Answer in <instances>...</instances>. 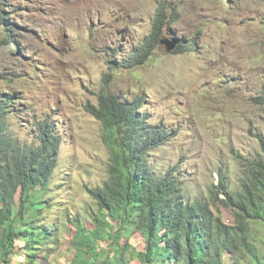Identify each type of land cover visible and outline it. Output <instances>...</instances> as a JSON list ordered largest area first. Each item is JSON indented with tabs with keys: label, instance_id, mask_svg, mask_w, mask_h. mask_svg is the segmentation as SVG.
Masks as SVG:
<instances>
[{
	"label": "rangeland",
	"instance_id": "374dc122",
	"mask_svg": "<svg viewBox=\"0 0 264 264\" xmlns=\"http://www.w3.org/2000/svg\"><path fill=\"white\" fill-rule=\"evenodd\" d=\"M1 3L13 33L10 42L0 32V93L20 98L9 116L13 134L28 141L30 129L47 120L61 141L42 221L57 230L37 257L15 250L9 264H80L76 234L94 229L91 215L98 210L90 190L110 178L104 125L90 109L99 107L103 92L143 102L138 111L148 122L175 134L148 163L160 172L179 167L187 199L207 203L239 231V210L222 203L218 187L222 174L231 191H242L257 177L256 163H264V0ZM159 12L165 14L159 45L146 63L127 68ZM191 41H197L193 49ZM179 44L185 48L177 53ZM246 224L264 264V224ZM121 243L134 248L128 264H143L135 251L144 248L140 234ZM110 244L99 242L101 260L111 256ZM224 259L232 261L228 254ZM239 264L254 263L247 256Z\"/></svg>",
	"mask_w": 264,
	"mask_h": 264
},
{
	"label": "trees",
	"instance_id": "16d2710c",
	"mask_svg": "<svg viewBox=\"0 0 264 264\" xmlns=\"http://www.w3.org/2000/svg\"><path fill=\"white\" fill-rule=\"evenodd\" d=\"M3 12L0 8V32L11 42L13 28L7 26ZM164 21V12H159L151 34L125 61L127 68L152 57ZM190 45L193 49L197 41ZM183 48L179 44L176 52ZM10 92L0 93V260L4 264L13 261L15 250L34 259L57 230V225L46 228L42 221L50 207L46 195L55 179L61 144L47 120L30 129L35 134L28 141L15 137L9 116L20 98ZM259 104L264 106V93ZM143 107V102H127L106 92L100 95L98 108L90 106L104 125L111 170L102 187L90 190L98 210L91 215L93 230L78 228V262L128 264L125 257L133 246H123L121 239L140 234L144 248L135 251L143 264H226L225 254L232 257L230 264H239L247 256L254 264H262L245 227L249 220L264 224V163H256L257 177L240 192L231 191L220 175L218 189L225 196L221 201L239 210L240 234L223 224L207 203L187 199L179 167L160 172L148 163L150 154L166 146L175 134L160 124L152 126L138 111ZM101 239L111 241V256L105 260L100 258Z\"/></svg>",
	"mask_w": 264,
	"mask_h": 264
},
{
	"label": "water",
	"instance_id": "95a60500",
	"mask_svg": "<svg viewBox=\"0 0 264 264\" xmlns=\"http://www.w3.org/2000/svg\"><path fill=\"white\" fill-rule=\"evenodd\" d=\"M172 48H169L168 51H171Z\"/></svg>",
	"mask_w": 264,
	"mask_h": 264
}]
</instances>
